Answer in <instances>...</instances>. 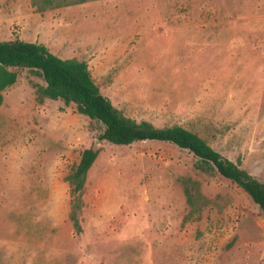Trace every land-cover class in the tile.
Returning <instances> with one entry per match:
<instances>
[{
    "label": "rangeland",
    "instance_id": "obj_1",
    "mask_svg": "<svg viewBox=\"0 0 264 264\" xmlns=\"http://www.w3.org/2000/svg\"><path fill=\"white\" fill-rule=\"evenodd\" d=\"M13 38L84 61L124 116L183 126L264 182V0H0V40ZM15 71L0 102V264H264L263 213L233 182L166 141L95 143L98 123L37 102L42 78ZM88 147L76 232L65 176Z\"/></svg>",
    "mask_w": 264,
    "mask_h": 264
},
{
    "label": "trees",
    "instance_id": "obj_2",
    "mask_svg": "<svg viewBox=\"0 0 264 264\" xmlns=\"http://www.w3.org/2000/svg\"><path fill=\"white\" fill-rule=\"evenodd\" d=\"M35 11L54 9L91 0H28ZM14 68V69H13ZM25 68L42 78L43 84H35L37 102L43 99H60L73 103L76 112L86 115L100 125L96 135L99 142L129 145L134 141H166L179 148L187 149L197 159L196 166L202 170H215L243 190L262 211L264 216V182L252 177L238 163L222 156L195 132L178 124L154 126L146 120L136 121L124 116L104 96L94 83L87 65L74 57L60 58L51 53L43 44L17 38L0 40V102L2 91L16 79L15 69ZM98 148L88 147L81 151L75 167L65 176L70 187L68 218L76 232L80 231L77 213L80 209V194L86 173L93 163ZM186 203L190 212L196 210L190 185L196 184L191 178L181 180Z\"/></svg>",
    "mask_w": 264,
    "mask_h": 264
},
{
    "label": "water",
    "instance_id": "obj_3",
    "mask_svg": "<svg viewBox=\"0 0 264 264\" xmlns=\"http://www.w3.org/2000/svg\"><path fill=\"white\" fill-rule=\"evenodd\" d=\"M98 142H99L98 140L95 141V143H98Z\"/></svg>",
    "mask_w": 264,
    "mask_h": 264
}]
</instances>
